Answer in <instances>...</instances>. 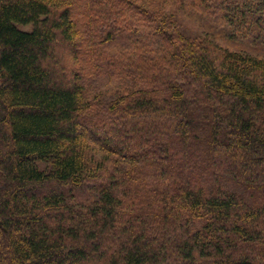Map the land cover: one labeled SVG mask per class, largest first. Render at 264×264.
<instances>
[{
	"label": "trees",
	"instance_id": "1",
	"mask_svg": "<svg viewBox=\"0 0 264 264\" xmlns=\"http://www.w3.org/2000/svg\"><path fill=\"white\" fill-rule=\"evenodd\" d=\"M0 264H264V0H0Z\"/></svg>",
	"mask_w": 264,
	"mask_h": 264
}]
</instances>
